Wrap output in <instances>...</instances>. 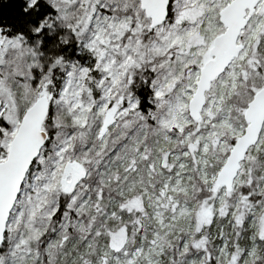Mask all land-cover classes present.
I'll return each mask as SVG.
<instances>
[{
  "label": "snow or ice",
  "instance_id": "1",
  "mask_svg": "<svg viewBox=\"0 0 264 264\" xmlns=\"http://www.w3.org/2000/svg\"><path fill=\"white\" fill-rule=\"evenodd\" d=\"M0 264H264V0H0Z\"/></svg>",
  "mask_w": 264,
  "mask_h": 264
}]
</instances>
